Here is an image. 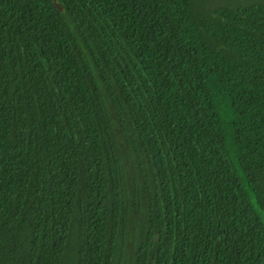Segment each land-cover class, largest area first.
<instances>
[{
	"label": "trees",
	"instance_id": "trees-1",
	"mask_svg": "<svg viewBox=\"0 0 264 264\" xmlns=\"http://www.w3.org/2000/svg\"><path fill=\"white\" fill-rule=\"evenodd\" d=\"M0 264H264V0H0Z\"/></svg>",
	"mask_w": 264,
	"mask_h": 264
},
{
	"label": "water",
	"instance_id": "water-1",
	"mask_svg": "<svg viewBox=\"0 0 264 264\" xmlns=\"http://www.w3.org/2000/svg\"><path fill=\"white\" fill-rule=\"evenodd\" d=\"M57 7H58V9H59L60 11L63 10V8H62V6H61L60 4H57Z\"/></svg>",
	"mask_w": 264,
	"mask_h": 264
}]
</instances>
